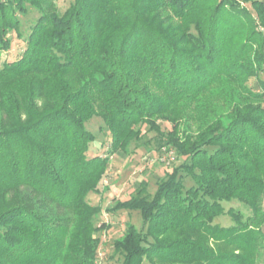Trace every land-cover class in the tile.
<instances>
[{"label": "trees", "instance_id": "16d2710c", "mask_svg": "<svg viewBox=\"0 0 264 264\" xmlns=\"http://www.w3.org/2000/svg\"><path fill=\"white\" fill-rule=\"evenodd\" d=\"M27 6L39 17L0 66V264H96L107 226L86 198L142 126L179 164L152 195L142 181L106 208L141 217L112 243L120 264H264V80L247 86L264 70V0H73L62 13L0 0V56ZM93 117L108 156H89Z\"/></svg>", "mask_w": 264, "mask_h": 264}, {"label": "rangeland", "instance_id": "374dc122", "mask_svg": "<svg viewBox=\"0 0 264 264\" xmlns=\"http://www.w3.org/2000/svg\"><path fill=\"white\" fill-rule=\"evenodd\" d=\"M73 0H55V5L60 13H62ZM27 14L20 16V35L14 32L9 33L11 41V49L2 53L0 56V66L3 61L13 60L24 47V39L28 35L31 26L39 17V13L27 6ZM264 80V70L257 77L250 78L247 86L259 90L257 80ZM161 130L164 132L171 130L169 123L160 121ZM182 122L180 129L184 128ZM85 127L90 131L95 140L90 144L89 156L100 155L108 156L110 137L108 131L104 127L102 121L98 117L91 118ZM144 136L140 142H132L127 150L122 154L109 155V168L99 183L98 191L90 193L86 200L92 205H99L102 209L101 213L95 219V226L104 223L107 227L95 233L100 239L98 248V256L96 264H120L121 258L113 252L112 243L124 231L126 223L130 222L137 228L141 227V217L136 211H117L108 213L106 208L113 207L117 201L127 199L131 194L135 193L140 182H145L146 192L152 195L156 189L159 178L163 176L166 167H175L179 164L173 150L159 148L155 132L148 131L146 126L141 127ZM185 188L192 185L189 177H184ZM227 210L233 207L243 213L246 217L249 211L246 207L237 201L223 204ZM264 207V202H263ZM216 222L222 226H228L232 222L228 216L221 217ZM264 231V227H263ZM259 261L264 262V249H261Z\"/></svg>", "mask_w": 264, "mask_h": 264}]
</instances>
